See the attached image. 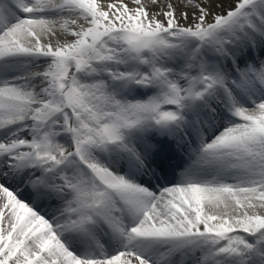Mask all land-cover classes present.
I'll return each mask as SVG.
<instances>
[{"label":"snow or ice","instance_id":"6c2138e0","mask_svg":"<svg viewBox=\"0 0 264 264\" xmlns=\"http://www.w3.org/2000/svg\"><path fill=\"white\" fill-rule=\"evenodd\" d=\"M0 264H264V0H0Z\"/></svg>","mask_w":264,"mask_h":264}]
</instances>
